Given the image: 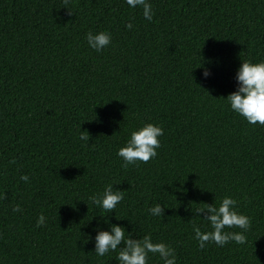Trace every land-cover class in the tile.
I'll use <instances>...</instances> for the list:
<instances>
[{
	"label": "trees",
	"instance_id": "obj_1",
	"mask_svg": "<svg viewBox=\"0 0 264 264\" xmlns=\"http://www.w3.org/2000/svg\"><path fill=\"white\" fill-rule=\"evenodd\" d=\"M148 3L151 21L125 0H0V264H118L85 243L100 216L176 264H264V126L224 100L241 62L264 61V0ZM100 31L111 43L96 52L86 34ZM145 123L163 129L156 157L122 167ZM109 184L124 191L112 213L90 200ZM225 196L250 220L246 243L200 248L193 226L211 228L195 210Z\"/></svg>",
	"mask_w": 264,
	"mask_h": 264
},
{
	"label": "clouds",
	"instance_id": "obj_2",
	"mask_svg": "<svg viewBox=\"0 0 264 264\" xmlns=\"http://www.w3.org/2000/svg\"><path fill=\"white\" fill-rule=\"evenodd\" d=\"M130 8H142L143 16L151 21L153 12L148 0H125ZM126 28L131 29L132 24H127ZM88 47L96 52L102 51L111 43V34L107 31L86 34ZM204 78L210 75L205 68L202 72ZM236 87L235 91L230 93L224 99L230 106V109L243 117L250 125L264 126V61L253 63L251 61L241 62L235 73ZM81 131L80 138L87 139ZM163 135V129L159 125L145 123L143 126L131 131L125 145L117 151V156L123 161L122 167L135 165L137 162H148L157 155V149L160 147L159 137ZM21 180L27 181L28 176L22 175ZM123 192L114 190L113 184L107 185L102 195H93L90 200L93 205L98 206L105 212L112 213V210L123 199ZM2 198V196H0ZM236 200L230 196H225L220 200L219 205L204 204V207H198L195 213L200 216L204 214L203 219L207 222L211 231L202 232L200 227L193 226L194 239L198 246L204 248L207 242L215 243L222 247L229 241L238 244L246 243V236L250 226V220L244 214L236 209ZM164 209L160 204H155L148 208V213L154 217H163ZM19 211V208L13 209ZM103 223L107 225V230L100 227L94 229V237H86L85 243L93 242V252L97 257H103L110 252H115L118 264H147L148 254H157L163 264H176V255L173 248L165 243H153L150 236L134 239L132 233L126 232V229L119 224H112L104 219L106 216H100ZM116 219V218H115ZM117 220V219H116ZM119 221V220H117ZM45 218L41 215L37 224L42 225ZM99 224V222H98ZM238 228L240 232L225 231L226 228ZM121 245H123L121 247Z\"/></svg>",
	"mask_w": 264,
	"mask_h": 264
}]
</instances>
